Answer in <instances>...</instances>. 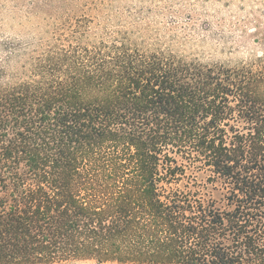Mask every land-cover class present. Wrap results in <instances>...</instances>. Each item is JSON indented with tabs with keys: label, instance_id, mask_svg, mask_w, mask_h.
Wrapping results in <instances>:
<instances>
[{
	"label": "trees",
	"instance_id": "trees-1",
	"mask_svg": "<svg viewBox=\"0 0 264 264\" xmlns=\"http://www.w3.org/2000/svg\"><path fill=\"white\" fill-rule=\"evenodd\" d=\"M27 71L0 83V264H264V64L101 41Z\"/></svg>",
	"mask_w": 264,
	"mask_h": 264
},
{
	"label": "rangeland",
	"instance_id": "rangeland-1",
	"mask_svg": "<svg viewBox=\"0 0 264 264\" xmlns=\"http://www.w3.org/2000/svg\"><path fill=\"white\" fill-rule=\"evenodd\" d=\"M101 41L203 65H261L264 0H0V83L25 80L48 50Z\"/></svg>",
	"mask_w": 264,
	"mask_h": 264
}]
</instances>
